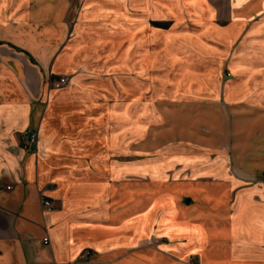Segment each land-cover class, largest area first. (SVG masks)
I'll return each instance as SVG.
<instances>
[{"label": "crops", "instance_id": "obj_1", "mask_svg": "<svg viewBox=\"0 0 264 264\" xmlns=\"http://www.w3.org/2000/svg\"><path fill=\"white\" fill-rule=\"evenodd\" d=\"M78 1L72 18L77 0H0V264H170L143 246L157 217L167 222L169 194L182 260L264 264V0H226L225 11L222 0ZM87 30L126 31L129 45L142 44L144 77L146 47L162 32L161 47L182 60L185 91L227 104L221 182L194 174L176 186L161 176L132 185L135 163L112 161L119 135L102 130L107 112L96 96L105 90L85 82L97 37ZM61 75L71 84L51 86ZM31 131L38 142L25 150ZM231 155L247 160L232 167ZM171 187L196 203L180 205Z\"/></svg>", "mask_w": 264, "mask_h": 264}, {"label": "rangeland", "instance_id": "obj_2", "mask_svg": "<svg viewBox=\"0 0 264 264\" xmlns=\"http://www.w3.org/2000/svg\"><path fill=\"white\" fill-rule=\"evenodd\" d=\"M120 1L126 7L125 0ZM225 1L222 0L223 11L227 9ZM122 6L119 8L124 9ZM79 8L77 0L72 18L78 15ZM87 31L96 33L97 37H94L96 42L86 48L91 58L89 64H94L89 65V78L85 82L92 88L105 90L104 94L96 96L107 112L102 130L105 136L119 135L118 154L113 155L112 161H118L120 165L135 163L132 185L156 182V177L160 176L164 183L173 186L191 181L195 176L204 182H221L222 175L227 173V112L230 114L227 104L223 100L212 102L206 93L195 99V95L185 91L182 60H172L175 55L161 47L162 32L153 34L152 46L148 47L149 50L146 47L151 73L144 77V46L129 45L126 31L116 35L107 30ZM132 61L134 70L128 66ZM227 74L230 75L225 67L224 75ZM51 86L55 87L52 82ZM109 106L116 110L111 111L107 108ZM238 160V164L241 161L245 164L247 159L231 155L232 167ZM197 172L200 174L196 175ZM165 190L166 193H179L180 205H192L197 201L198 196L184 188ZM166 197L168 220L161 223V217H157L152 235L143 246L152 248L157 258L159 255L167 257L170 264H201L198 256L191 255L182 260L181 255L173 252L175 244L182 243V239L175 237L174 224L171 223L176 215V197L170 194ZM197 204L200 205V201Z\"/></svg>", "mask_w": 264, "mask_h": 264}, {"label": "built area", "instance_id": "obj_3", "mask_svg": "<svg viewBox=\"0 0 264 264\" xmlns=\"http://www.w3.org/2000/svg\"><path fill=\"white\" fill-rule=\"evenodd\" d=\"M69 81H70V78L66 75H61V76H58L54 79H51L52 84L56 88H60L62 86L67 85L69 83ZM38 138H39V135H38L37 131L25 132V135H24V138L22 141L23 149L28 150L32 144H37ZM11 187H12L11 185H8L7 189H10ZM44 204H45V206H47L49 208H52L54 206V204L50 200H45ZM44 240L47 243L48 237H45ZM88 255H89V252H84L82 256L87 257Z\"/></svg>", "mask_w": 264, "mask_h": 264}, {"label": "trees", "instance_id": "obj_4", "mask_svg": "<svg viewBox=\"0 0 264 264\" xmlns=\"http://www.w3.org/2000/svg\"><path fill=\"white\" fill-rule=\"evenodd\" d=\"M153 24L156 26H161V27H168L169 26L168 22H153Z\"/></svg>", "mask_w": 264, "mask_h": 264}]
</instances>
